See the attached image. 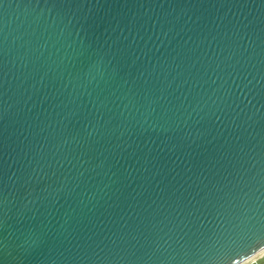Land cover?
Masks as SVG:
<instances>
[{
	"label": "water",
	"instance_id": "obj_1",
	"mask_svg": "<svg viewBox=\"0 0 264 264\" xmlns=\"http://www.w3.org/2000/svg\"><path fill=\"white\" fill-rule=\"evenodd\" d=\"M263 248L264 0H2L0 264Z\"/></svg>",
	"mask_w": 264,
	"mask_h": 264
},
{
	"label": "bare ground",
	"instance_id": "obj_2",
	"mask_svg": "<svg viewBox=\"0 0 264 264\" xmlns=\"http://www.w3.org/2000/svg\"><path fill=\"white\" fill-rule=\"evenodd\" d=\"M263 252H264V248L261 249L260 251L256 252V253H254L253 255L249 256L248 258L244 259L242 262H240L238 264H242L244 262L250 261V260L254 259L256 256L261 255Z\"/></svg>",
	"mask_w": 264,
	"mask_h": 264
},
{
	"label": "rangeland",
	"instance_id": "obj_3",
	"mask_svg": "<svg viewBox=\"0 0 264 264\" xmlns=\"http://www.w3.org/2000/svg\"><path fill=\"white\" fill-rule=\"evenodd\" d=\"M263 254V255H262ZM261 255V257H259L257 260H256V262H251V260L250 261H247V262H244V263H242V264H264V252L262 253Z\"/></svg>",
	"mask_w": 264,
	"mask_h": 264
},
{
	"label": "built area",
	"instance_id": "obj_4",
	"mask_svg": "<svg viewBox=\"0 0 264 264\" xmlns=\"http://www.w3.org/2000/svg\"><path fill=\"white\" fill-rule=\"evenodd\" d=\"M262 255H263V254H262ZM262 255H258V256H256L254 259L251 260V262H256V260H257L259 257H261Z\"/></svg>",
	"mask_w": 264,
	"mask_h": 264
},
{
	"label": "snow or ice",
	"instance_id": "obj_5",
	"mask_svg": "<svg viewBox=\"0 0 264 264\" xmlns=\"http://www.w3.org/2000/svg\"><path fill=\"white\" fill-rule=\"evenodd\" d=\"M0 3H2V0H0Z\"/></svg>",
	"mask_w": 264,
	"mask_h": 264
}]
</instances>
